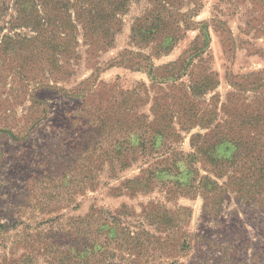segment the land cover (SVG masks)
Listing matches in <instances>:
<instances>
[{
    "label": "rangeland",
    "instance_id": "rangeland-1",
    "mask_svg": "<svg viewBox=\"0 0 264 264\" xmlns=\"http://www.w3.org/2000/svg\"><path fill=\"white\" fill-rule=\"evenodd\" d=\"M173 2L158 55L133 37L154 0L106 48L0 22L22 39L0 53V264H264V0ZM206 168L251 172L225 194Z\"/></svg>",
    "mask_w": 264,
    "mask_h": 264
},
{
    "label": "trees",
    "instance_id": "trees-1",
    "mask_svg": "<svg viewBox=\"0 0 264 264\" xmlns=\"http://www.w3.org/2000/svg\"><path fill=\"white\" fill-rule=\"evenodd\" d=\"M10 1L0 0V22L3 20L6 25L10 26L11 31L17 28H28L35 34L32 41L49 39L53 41L57 38L68 40L69 37L75 36V32L78 31V27L75 25L77 23L84 31V38L97 41L98 44L101 42L102 48L113 44L116 35L115 26L119 22L118 16L125 11L128 2V0H118V3L111 0H98L90 3L88 0H74V3H70L68 0H13L15 15L9 16ZM98 2H102L103 5H96ZM173 3V0H154V6H157L143 18L138 19L133 28L134 38L142 40L145 36L159 38L157 39L156 55L170 52L176 39H178L174 32L176 25L173 13L168 9ZM8 17L9 20L6 21ZM15 35L20 37L18 34ZM15 35L3 36L0 53L4 58L12 56L18 43L22 42V39L15 38ZM142 145L145 146L146 141H143ZM136 153V150L131 149V156ZM144 158H152V155H144ZM155 170L156 168L150 166L148 170L143 171V175L145 176L147 173L154 176ZM152 171L154 172L152 173ZM206 171L213 174L217 179H227L228 182L224 183L225 191L222 192L225 194L230 190H236L237 182H242V178H246L247 174L251 172L250 169L212 170L209 168H206ZM203 179L206 181L209 178H202L200 180L202 185ZM132 181L145 184L150 179L139 177ZM211 183L220 188L216 182L211 181ZM81 240L90 241L85 235L80 234L75 241L79 243Z\"/></svg>",
    "mask_w": 264,
    "mask_h": 264
}]
</instances>
